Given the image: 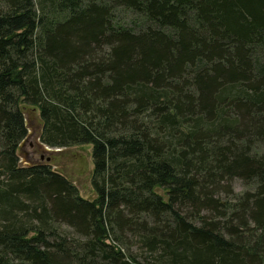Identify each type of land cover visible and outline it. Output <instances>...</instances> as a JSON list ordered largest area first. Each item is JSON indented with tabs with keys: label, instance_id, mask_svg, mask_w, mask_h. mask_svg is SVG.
<instances>
[{
	"label": "trees",
	"instance_id": "16d2710c",
	"mask_svg": "<svg viewBox=\"0 0 264 264\" xmlns=\"http://www.w3.org/2000/svg\"><path fill=\"white\" fill-rule=\"evenodd\" d=\"M21 103L92 145L95 198L20 164ZM129 238L264 264V0H0V264H133Z\"/></svg>",
	"mask_w": 264,
	"mask_h": 264
},
{
	"label": "rangeland",
	"instance_id": "374dc122",
	"mask_svg": "<svg viewBox=\"0 0 264 264\" xmlns=\"http://www.w3.org/2000/svg\"><path fill=\"white\" fill-rule=\"evenodd\" d=\"M27 126V135L19 143L17 154L21 165H30L36 162L50 163L52 167L63 173L77 187L79 194L86 199L92 200L96 194L91 185L93 170L92 145L74 144L66 147L50 146L40 141L43 122L39 116V110L33 105L20 104ZM45 147H48L46 149ZM53 149H57L54 151ZM232 189L235 194H239L249 186L242 180L234 178ZM164 195V190L157 189ZM229 197V196H227ZM63 228H66L63 226ZM69 229L70 228H66ZM128 247V251L136 255L133 264H151V256L148 252L140 251L133 238L123 243Z\"/></svg>",
	"mask_w": 264,
	"mask_h": 264
},
{
	"label": "water",
	"instance_id": "95a60500",
	"mask_svg": "<svg viewBox=\"0 0 264 264\" xmlns=\"http://www.w3.org/2000/svg\"><path fill=\"white\" fill-rule=\"evenodd\" d=\"M19 145H20V144H19ZM45 148H46V149H48V147H45ZM53 150H54V151H56L57 149H56V150H55V149H53Z\"/></svg>",
	"mask_w": 264,
	"mask_h": 264
}]
</instances>
